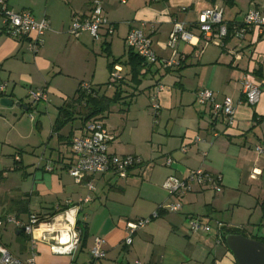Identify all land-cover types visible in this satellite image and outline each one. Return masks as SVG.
Wrapping results in <instances>:
<instances>
[{"label":"crops","instance_id":"obj_1","mask_svg":"<svg viewBox=\"0 0 264 264\" xmlns=\"http://www.w3.org/2000/svg\"><path fill=\"white\" fill-rule=\"evenodd\" d=\"M2 1L8 9L46 20L48 28L34 51L36 35L11 36L0 13V84L6 85L0 91V217L10 214L27 223L33 214L43 219L73 211L80 235L72 254L56 255L39 239L42 226L34 232L35 258L36 252L49 254L57 264H69L82 249L90 255L94 238L102 237L106 264H237L225 244V231L239 229L246 237H262L264 231V152L256 150L264 148V29L248 30L241 38L231 30L217 46L204 43L198 24L202 10L217 6L227 23L239 26L250 9L264 12V0H99L113 32L103 28L98 39L87 31H71L74 17L89 16L95 0ZM174 21L184 23L195 38L170 47ZM132 28L142 29L151 39L159 59L144 61L135 81L130 80L128 65L115 64L111 71L108 66L114 59H128L125 38ZM118 41L124 45L122 52L116 50ZM113 73L121 77L113 82L122 85L123 94L102 117L113 136L109 150L138 156L143 166L126 178L109 172L92 176L94 190L89 191L69 173L76 159L73 139L88 124L82 122V107L75 106V120L60 131L54 123L82 82L102 86L101 92L112 96L115 86L105 83L112 81ZM98 74H107L105 83L96 80ZM244 77L260 85V99L253 106L243 100ZM204 88L213 90L218 102L232 98L233 125L222 117L213 120L211 107L196 101ZM38 89L46 90V101L31 100L30 91ZM3 99L12 105L2 104ZM197 168L220 177L221 190L196 184L179 198L163 187L168 176L184 177ZM88 195L90 200L83 201ZM178 201L180 211L167 209ZM156 211L158 216L126 245V223ZM193 218L202 226L198 230L190 228ZM54 223L50 221L47 234L64 236ZM24 235L28 259L32 238ZM0 244L9 248L1 237Z\"/></svg>","mask_w":264,"mask_h":264},{"label":"built area","instance_id":"obj_2","mask_svg":"<svg viewBox=\"0 0 264 264\" xmlns=\"http://www.w3.org/2000/svg\"><path fill=\"white\" fill-rule=\"evenodd\" d=\"M126 0H122L125 2ZM0 13L6 23L7 33L13 37L22 38L30 34L36 35V39L32 44V50L36 51L42 44L46 29L48 28L46 20L37 21L34 16L28 11L15 12L8 9L2 0ZM199 30L201 31V38L205 44H214L221 46L224 40L229 35V23L223 18V9L217 6L204 9L200 12L199 16ZM106 29L107 33L113 32V27L109 23L107 17L104 15L101 1L95 0L93 2V9L89 16L86 17H74L71 24V31L74 34L87 31L95 39L100 38L101 30ZM257 28L259 31L264 29V12L259 9H250L244 15L243 21L239 26L233 27L234 35L237 38L243 37V35L251 29ZM195 36L187 31L184 27V23L174 21L172 31L169 36L170 47H175L180 40L191 42ZM125 45L128 48L133 49L140 57L144 59L146 63H155L159 59L152 47L151 39L144 33L142 29L132 28L125 38ZM166 66L171 65L170 61H163ZM120 71V68H119ZM112 82L120 79L118 73L112 74ZM90 84L82 82L80 84L81 90L90 89ZM242 95L244 103L251 106L258 103L260 99V85L244 77L241 80ZM5 84H0V91H4ZM159 89H163L160 86ZM30 97L34 102L47 100V92L44 89L31 90ZM196 101L199 104L209 105L211 107L212 119L222 117L228 126L234 124L235 121V106L233 100L229 96H225L221 102L216 100V93L209 89L204 88L199 90L196 95ZM154 109H158L157 103L153 104ZM113 136L104 126L101 121H91L85 127L84 132L75 137L72 142V149L76 156L74 163L69 167V173L77 183H85L89 191L94 190V184L90 177L95 175H102L105 173H113L119 178H126L136 166L142 164V160L138 156H118L110 152V142ZM256 150L261 153L264 152V148L261 146L256 147ZM168 166L172 165V159L168 157L166 159ZM52 170V168H48ZM200 187H206L207 185L215 191L221 190L220 177L212 175L202 168L191 170L186 176L178 177L175 175L168 176L163 187L167 189L172 195H176L181 198L186 193L193 190L194 185ZM90 196H86L83 201H89ZM162 208V207H161ZM182 208L180 201L167 205V209L172 212H178ZM158 216V212H154L151 217L139 218L136 220H130L126 223L127 236L124 239V243L129 245L132 243L133 235L139 229L145 227L152 218ZM55 216H44L41 219L39 216L33 214L29 217L27 223H23L16 216L7 214L0 217V227L4 224H13L17 229L23 230L27 235H30L32 240L31 256L22 260L18 256L14 255L7 246L0 244V264H37L35 259L34 245L37 239L34 236V232L40 229L42 226L47 229L50 221ZM67 222L70 224V229L67 231V239L63 241L64 236H56V245H51L50 250L56 254H72L79 243L80 235L76 230V224L73 220ZM202 226L197 219H191L190 228L192 230H198ZM42 231L39 239L43 240L48 231ZM203 229H208V226H203ZM105 240L102 237H95L93 245L90 248V255L93 260L102 259L106 256V250L104 249ZM136 264H143L136 262Z\"/></svg>","mask_w":264,"mask_h":264},{"label":"trees","instance_id":"obj_3","mask_svg":"<svg viewBox=\"0 0 264 264\" xmlns=\"http://www.w3.org/2000/svg\"><path fill=\"white\" fill-rule=\"evenodd\" d=\"M233 30L232 23H229V31ZM109 56V55H108ZM123 64L128 65L130 67L129 74L131 75L130 80H138L140 68L144 63V59L140 57L137 53L134 52L133 49L128 48V59L126 61L122 60V58L114 59L111 63H109L110 71L113 69L115 64ZM114 85L116 83L112 81H108L105 83V86ZM102 86L95 87L93 85L90 86L88 90H81L80 87L76 92V97L71 100V103L66 107H62L60 109L59 115L55 120L54 129L56 131H60L65 125L74 121L76 116L75 106L79 105L82 107V111L80 112V116L83 124L91 121H102L103 115L109 111L111 106L117 103L123 94L122 85L119 84L115 86V90L112 96L106 95L105 92H101ZM72 107V108H71ZM74 109V110H73ZM143 163L136 167H142ZM262 207H264V202H262ZM77 225H79L81 229V236L86 237V231L84 227L81 226V222L78 220ZM19 233L24 235L23 230H19ZM242 234L239 229H228L224 233V237L227 234ZM243 235V234H242ZM257 240L264 242V237H252Z\"/></svg>","mask_w":264,"mask_h":264},{"label":"rangeland","instance_id":"obj_4","mask_svg":"<svg viewBox=\"0 0 264 264\" xmlns=\"http://www.w3.org/2000/svg\"><path fill=\"white\" fill-rule=\"evenodd\" d=\"M123 48H124L123 43L118 41V43L116 45L117 52H122ZM102 66L103 65H101V67ZM96 80L98 82H101V84L105 83V81L107 80V74H105V75L103 74V76H102V74L101 75L98 74ZM141 97H143L142 99H144V97L146 98V95H143ZM31 100H32V98H31ZM139 102H140V100H139ZM32 103H34V102H32ZM117 106L118 107L123 106V104H118ZM149 113H151L150 107H149ZM135 177H137V176H135ZM132 178H134V177H132ZM136 179L141 180L140 177L139 178L137 177ZM99 188H100V190L102 189L101 187H99ZM245 234L249 235L248 233H245ZM260 236L264 237V231H262L260 233ZM0 237H1L2 241L9 246L8 249L14 255L18 256L22 260L27 259L28 255L25 254L27 252V249H28L27 244H26L27 243V236L22 235V234H17L16 228H14L13 225L4 224L2 227H0ZM67 238H68L67 235H65L62 240L66 241ZM44 241L49 246H51V245L57 246L56 238L52 235H47L45 237ZM54 254H56V253H54ZM79 254H80V257L74 259L73 261L72 260L69 261V264H90L91 261H93L97 264H100L101 262H102V264H106L103 261L105 257L102 259H98V260H91L90 255L87 251V248L80 250L78 255ZM56 255H64V254H56ZM36 258H37V261H36L37 264H57L55 259L51 258V256L49 254H42V253L37 254V252H36ZM121 264H126V262L124 260H121Z\"/></svg>","mask_w":264,"mask_h":264},{"label":"water","instance_id":"obj_5","mask_svg":"<svg viewBox=\"0 0 264 264\" xmlns=\"http://www.w3.org/2000/svg\"><path fill=\"white\" fill-rule=\"evenodd\" d=\"M1 100L4 105L11 102ZM225 244L237 264H264V242L242 234H227Z\"/></svg>","mask_w":264,"mask_h":264},{"label":"bare ground","instance_id":"obj_6","mask_svg":"<svg viewBox=\"0 0 264 264\" xmlns=\"http://www.w3.org/2000/svg\"><path fill=\"white\" fill-rule=\"evenodd\" d=\"M66 218H68L69 220H72L73 211H69L68 213L58 215L53 219V221L56 222L54 223L55 225L54 227H61L63 229L62 231H63L64 236L67 235V230L70 229L69 223L65 220ZM40 231H41L40 229L36 230L37 233H39Z\"/></svg>","mask_w":264,"mask_h":264}]
</instances>
